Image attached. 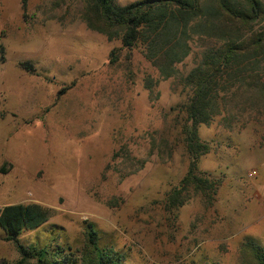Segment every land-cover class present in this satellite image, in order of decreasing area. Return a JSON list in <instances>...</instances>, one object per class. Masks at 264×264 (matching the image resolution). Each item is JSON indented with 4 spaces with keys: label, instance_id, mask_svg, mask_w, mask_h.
Masks as SVG:
<instances>
[{
    "label": "rangeland",
    "instance_id": "obj_1",
    "mask_svg": "<svg viewBox=\"0 0 264 264\" xmlns=\"http://www.w3.org/2000/svg\"><path fill=\"white\" fill-rule=\"evenodd\" d=\"M82 7L0 0V207L53 210L18 241L81 246L91 222L124 264H234L246 239L264 245V126L246 116L221 113L200 126L211 147L198 169L218 180L211 203L192 197L165 207L190 160L178 133L185 76L217 37L195 33L163 78L145 43L127 48L89 29ZM123 152L142 167L128 174ZM5 236L0 227V264H14L19 254Z\"/></svg>",
    "mask_w": 264,
    "mask_h": 264
},
{
    "label": "trees",
    "instance_id": "obj_2",
    "mask_svg": "<svg viewBox=\"0 0 264 264\" xmlns=\"http://www.w3.org/2000/svg\"><path fill=\"white\" fill-rule=\"evenodd\" d=\"M85 25L107 39H120L123 47L145 43L146 59L163 78L176 72V64L189 53L195 33L201 39L215 35L217 43L202 51L201 60L185 76L189 87L179 136L190 160L178 184L167 192L171 211L192 197L210 204L217 181L198 169V159L210 144L200 138L202 124L216 115L233 121L246 116L264 126V0H135L118 5L113 0H82ZM114 51V49H113ZM150 89V87L148 86ZM124 161L131 160L123 152ZM129 162L130 171L142 167ZM53 210L39 203L0 207V227L19 254L14 264H124L112 245H100L99 233L89 222L81 246L22 244L17 236L51 217ZM199 264H223L204 260ZM234 264H264V245L249 238L239 244Z\"/></svg>",
    "mask_w": 264,
    "mask_h": 264
}]
</instances>
